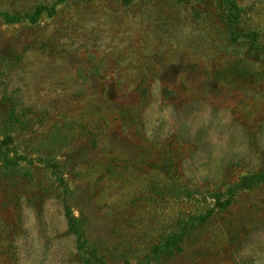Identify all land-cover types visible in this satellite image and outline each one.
I'll list each match as a JSON object with an SVG mask.
<instances>
[{
  "label": "rangeland",
  "instance_id": "374dc122",
  "mask_svg": "<svg viewBox=\"0 0 264 264\" xmlns=\"http://www.w3.org/2000/svg\"><path fill=\"white\" fill-rule=\"evenodd\" d=\"M230 2L0 0V264H264V0Z\"/></svg>",
  "mask_w": 264,
  "mask_h": 264
},
{
  "label": "trees",
  "instance_id": "16d2710c",
  "mask_svg": "<svg viewBox=\"0 0 264 264\" xmlns=\"http://www.w3.org/2000/svg\"><path fill=\"white\" fill-rule=\"evenodd\" d=\"M218 1L223 5L224 9L226 10V12L228 14V23H229V26H230L231 25L230 19L237 17L239 9L232 2H230V0H218ZM3 144H4V142H1L0 146H2ZM68 223H69V225L71 227L72 226V219L70 217H68ZM172 250L173 249L171 247L170 252Z\"/></svg>",
  "mask_w": 264,
  "mask_h": 264
}]
</instances>
